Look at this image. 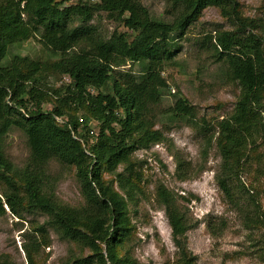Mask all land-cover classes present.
Wrapping results in <instances>:
<instances>
[{
	"label": "trees",
	"instance_id": "1",
	"mask_svg": "<svg viewBox=\"0 0 264 264\" xmlns=\"http://www.w3.org/2000/svg\"><path fill=\"white\" fill-rule=\"evenodd\" d=\"M68 1L0 0V215L6 213L4 204L20 218L22 210L40 211L47 216L44 224L34 227L40 235L48 226L59 238L89 250L62 264H142L131 245L134 225L128 202L140 191L131 156L165 140L162 130L154 127L163 116L202 132L203 158L215 143L221 158L215 173L219 189L247 227L264 228V210L239 177L252 162L262 176L256 147L264 140V21L244 16L238 0H167L176 9L171 20L152 15L141 0L65 4ZM207 6L218 8L231 27L216 29L208 37L216 61L239 86L232 111L211 126L198 118L195 106L181 93L171 106L157 110L168 89L163 69L180 51L188 26ZM99 12H106L123 30L104 36L88 23ZM35 34L43 47L58 54L56 60L47 63L14 54L2 63L11 45ZM128 63H137L138 69L131 64L120 68ZM52 74L70 80L50 84ZM14 127L26 134L30 149L23 167L5 153ZM53 158L75 166L83 205L71 207L56 199L46 172ZM121 164L124 169L116 172ZM181 165L179 161V177H188ZM103 172L115 173L121 192ZM156 199L171 227L176 262L197 264L186 242L187 231L195 225L188 209L163 183L156 186ZM220 223L208 222L214 236L225 225ZM44 244L35 240L24 246L30 264H35L32 252Z\"/></svg>",
	"mask_w": 264,
	"mask_h": 264
},
{
	"label": "rangeland",
	"instance_id": "2",
	"mask_svg": "<svg viewBox=\"0 0 264 264\" xmlns=\"http://www.w3.org/2000/svg\"><path fill=\"white\" fill-rule=\"evenodd\" d=\"M70 0L65 4H73ZM244 16L264 21V0H238ZM150 13L156 17L171 20L176 12L167 0H141ZM88 23L94 24L104 35L123 28L109 18L106 12L97 13ZM229 23L220 15L218 8L207 6L200 17L193 22L180 38L181 49L172 63L166 65L162 75L168 89L159 102L158 111L171 106L178 93L185 96L197 110L198 118H205L214 125L234 108L239 86L224 72V66L213 55L211 39L216 29H230ZM35 34L28 40L11 45L3 62L12 55L20 54L40 62L50 63L58 54L43 47ZM134 70L137 63H130ZM128 63L120 68H128ZM52 74L50 84H60L62 76ZM46 108L50 104H45ZM81 112L79 111V114ZM155 128L162 130L165 140L147 149L133 152L131 159L138 172L140 191L134 201L128 202L129 215L134 225L132 253L142 264H178L176 247L171 237L164 207L156 199V186L163 183L188 209V216L195 225L187 231V246L196 256L197 264H264V228L249 226L219 189L215 173L221 158L215 143L207 150L205 158L201 150L205 146L204 135L198 129L181 122H170L158 117ZM256 147L261 159V175L256 174V163L240 172V181L249 188L259 206L264 210V140H258ZM5 153L17 167H23L28 160L30 149L26 134L19 128H12L6 138ZM188 177L180 178L178 162ZM124 169L118 166L116 172ZM46 172L52 180L56 199L68 206L79 207L85 200L73 165L62 164L50 159ZM103 177L118 187L115 173L103 172ZM0 186V193H1ZM258 192V193H257ZM6 213L0 215V264H30L24 246L32 241L43 240L46 244L32 252L35 264H62L74 256L89 254L87 248H80L74 242L61 239L53 229L45 226V235L36 231L35 226L44 224L47 216L40 211L22 210L21 218L12 214L4 204ZM221 224L222 231L214 236L208 229V222Z\"/></svg>",
	"mask_w": 264,
	"mask_h": 264
},
{
	"label": "built area",
	"instance_id": "3",
	"mask_svg": "<svg viewBox=\"0 0 264 264\" xmlns=\"http://www.w3.org/2000/svg\"><path fill=\"white\" fill-rule=\"evenodd\" d=\"M89 2H96V1H98V0H88ZM69 80H70V77L68 76V75H62V77H61V79H60V84L61 83H67V82H69ZM55 118H56V120L57 121H59V122H63L64 120H63V118L61 117V116H56L55 115Z\"/></svg>",
	"mask_w": 264,
	"mask_h": 264
}]
</instances>
